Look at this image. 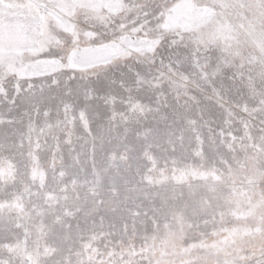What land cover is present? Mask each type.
<instances>
[{"label":"rangeland","instance_id":"374dc122","mask_svg":"<svg viewBox=\"0 0 264 264\" xmlns=\"http://www.w3.org/2000/svg\"><path fill=\"white\" fill-rule=\"evenodd\" d=\"M261 253L264 0H0V264Z\"/></svg>","mask_w":264,"mask_h":264},{"label":"snow or ice","instance_id":"6c2138e0","mask_svg":"<svg viewBox=\"0 0 264 264\" xmlns=\"http://www.w3.org/2000/svg\"><path fill=\"white\" fill-rule=\"evenodd\" d=\"M214 7H217V8H219V9L223 10L224 7H225V5L220 4V5H215ZM221 14H222V13H221ZM198 46H199V45H198ZM261 255L264 256V253H261ZM257 264H264V259L258 260V261H257Z\"/></svg>","mask_w":264,"mask_h":264}]
</instances>
